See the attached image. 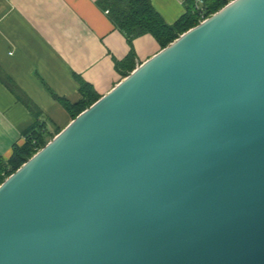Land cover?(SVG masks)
<instances>
[{"label": "water", "instance_id": "obj_1", "mask_svg": "<svg viewBox=\"0 0 264 264\" xmlns=\"http://www.w3.org/2000/svg\"><path fill=\"white\" fill-rule=\"evenodd\" d=\"M0 264H264V0H230L0 184Z\"/></svg>", "mask_w": 264, "mask_h": 264}, {"label": "crops", "instance_id": "obj_2", "mask_svg": "<svg viewBox=\"0 0 264 264\" xmlns=\"http://www.w3.org/2000/svg\"><path fill=\"white\" fill-rule=\"evenodd\" d=\"M150 1L168 24L185 12L184 0ZM99 2L0 0L2 159L23 143L34 122L57 134L72 120L59 99L74 104L82 98L78 77L100 97L123 78L114 63L130 45ZM131 46L136 66L160 50L150 34Z\"/></svg>", "mask_w": 264, "mask_h": 264}, {"label": "trees", "instance_id": "obj_3", "mask_svg": "<svg viewBox=\"0 0 264 264\" xmlns=\"http://www.w3.org/2000/svg\"><path fill=\"white\" fill-rule=\"evenodd\" d=\"M227 2L228 0H203L202 17L200 10L195 8V0H184L185 12L175 22L168 24L154 9L150 0H100V5L108 10L110 21L125 36L130 45L128 54L121 60H115L116 70L125 77L136 67L135 54L131 46L134 38L150 34L162 49L180 34L215 13ZM77 80L82 98L74 104L59 99L71 119L100 97L84 80L79 77ZM55 134H48L44 124L37 121L25 130L23 143L14 145L10 157L4 160L0 156V184Z\"/></svg>", "mask_w": 264, "mask_h": 264}, {"label": "built area", "instance_id": "obj_4", "mask_svg": "<svg viewBox=\"0 0 264 264\" xmlns=\"http://www.w3.org/2000/svg\"><path fill=\"white\" fill-rule=\"evenodd\" d=\"M202 5H203V0H195V8L200 10V14H202V17H203ZM106 12H108V10H106Z\"/></svg>", "mask_w": 264, "mask_h": 264}, {"label": "rangeland", "instance_id": "obj_5", "mask_svg": "<svg viewBox=\"0 0 264 264\" xmlns=\"http://www.w3.org/2000/svg\"><path fill=\"white\" fill-rule=\"evenodd\" d=\"M50 140H51V139H50ZM50 140H49V141H50Z\"/></svg>", "mask_w": 264, "mask_h": 264}]
</instances>
